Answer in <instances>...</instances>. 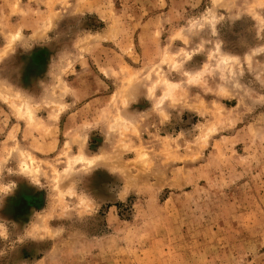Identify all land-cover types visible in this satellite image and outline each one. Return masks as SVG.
I'll use <instances>...</instances> for the list:
<instances>
[{"label":"rangeland","instance_id":"rangeland-1","mask_svg":"<svg viewBox=\"0 0 264 264\" xmlns=\"http://www.w3.org/2000/svg\"><path fill=\"white\" fill-rule=\"evenodd\" d=\"M0 264H264V0H0Z\"/></svg>","mask_w":264,"mask_h":264},{"label":"bare ground","instance_id":"bare-ground-1","mask_svg":"<svg viewBox=\"0 0 264 264\" xmlns=\"http://www.w3.org/2000/svg\"><path fill=\"white\" fill-rule=\"evenodd\" d=\"M93 162V161H92ZM89 164H90V161H89ZM92 164V163H91ZM93 165V164H92Z\"/></svg>","mask_w":264,"mask_h":264}]
</instances>
